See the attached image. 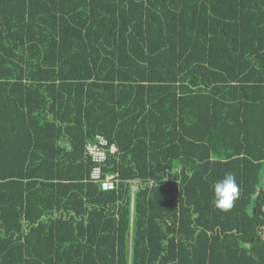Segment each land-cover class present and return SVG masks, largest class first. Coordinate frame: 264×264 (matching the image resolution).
<instances>
[{
	"label": "trees",
	"instance_id": "obj_1",
	"mask_svg": "<svg viewBox=\"0 0 264 264\" xmlns=\"http://www.w3.org/2000/svg\"><path fill=\"white\" fill-rule=\"evenodd\" d=\"M263 170L264 0H0V264H264Z\"/></svg>",
	"mask_w": 264,
	"mask_h": 264
},
{
	"label": "built area",
	"instance_id": "obj_2",
	"mask_svg": "<svg viewBox=\"0 0 264 264\" xmlns=\"http://www.w3.org/2000/svg\"><path fill=\"white\" fill-rule=\"evenodd\" d=\"M118 151V145L114 142L111 143L105 135L100 133L86 145V154L93 162L90 179L100 183L103 189H113L116 186V174H104V163L110 154H115Z\"/></svg>",
	"mask_w": 264,
	"mask_h": 264
},
{
	"label": "clouds",
	"instance_id": "obj_3",
	"mask_svg": "<svg viewBox=\"0 0 264 264\" xmlns=\"http://www.w3.org/2000/svg\"><path fill=\"white\" fill-rule=\"evenodd\" d=\"M240 191L235 176L232 173H227L223 179L214 184L215 207L223 211L231 210L239 199Z\"/></svg>",
	"mask_w": 264,
	"mask_h": 264
},
{
	"label": "water",
	"instance_id": "obj_4",
	"mask_svg": "<svg viewBox=\"0 0 264 264\" xmlns=\"http://www.w3.org/2000/svg\"><path fill=\"white\" fill-rule=\"evenodd\" d=\"M137 188V186H135V189Z\"/></svg>",
	"mask_w": 264,
	"mask_h": 264
},
{
	"label": "rangeland",
	"instance_id": "obj_5",
	"mask_svg": "<svg viewBox=\"0 0 264 264\" xmlns=\"http://www.w3.org/2000/svg\"><path fill=\"white\" fill-rule=\"evenodd\" d=\"M263 174H264V170H263Z\"/></svg>",
	"mask_w": 264,
	"mask_h": 264
}]
</instances>
